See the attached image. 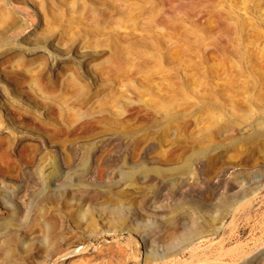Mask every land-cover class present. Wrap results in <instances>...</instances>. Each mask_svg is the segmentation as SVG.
Returning a JSON list of instances; mask_svg holds the SVG:
<instances>
[{
  "label": "rangeland",
  "instance_id": "obj_1",
  "mask_svg": "<svg viewBox=\"0 0 264 264\" xmlns=\"http://www.w3.org/2000/svg\"><path fill=\"white\" fill-rule=\"evenodd\" d=\"M129 1L0 0V264H264V101L234 114L214 76L216 18L232 27L230 6L249 1ZM183 4L217 16L195 27Z\"/></svg>",
  "mask_w": 264,
  "mask_h": 264
},
{
  "label": "bare ground",
  "instance_id": "obj_2",
  "mask_svg": "<svg viewBox=\"0 0 264 264\" xmlns=\"http://www.w3.org/2000/svg\"><path fill=\"white\" fill-rule=\"evenodd\" d=\"M120 1H125V2H127L128 3V1L129 0H120ZM130 1H134V3L132 4V5H134V4H136L135 6H137V5H139L138 3L139 2H141V1H144V0H130ZM129 1V2H130ZM219 1V0H218ZM234 0H232V2H233ZM242 1V0H241ZM245 1V0H244ZM249 1V6H248V8L247 7H245L244 5H238V4H240V3H242V2H240V3H237L236 4V2H235V4L234 5H231L230 7V9H231V13H232V17L233 18H231V19H234V24H233V26L230 28L229 27V24H228V22H226L227 24H228V27H227V25H225V22H224V18L222 17V15H219V16H221V17H218L217 15H211V13H210V11L209 10H211L212 9V7H211V9H210V6L211 5H214V7H215V5H216V2L217 1H215V0H192V2H190L189 4L192 6V7H194V8H196V7H198L199 5H201V6H203L205 3H210L209 5H207L206 4V6L209 8V14H207L208 13V11H206V13H205V11L203 12V14L205 13V14H207V15H209L208 17H210V16H217V18H216V21H215V23H217V25H216V29L219 31V34H217L218 35V39H219V43L218 44H220V50H218V51H220V55L217 53V56L219 57H217V65L218 66H216V67H218V70L216 69V71H214L215 72V74H217V75H214L215 77H216V79H217V81H215L216 83L218 82V84H219V87H216V88H219L217 91H218V97H219V99H220V101H221V103L220 104H222V105H224V107L225 106H227L226 107V109L228 110L229 108L228 107H230L231 109L230 110H233V112H234V114L236 113L235 111L236 110H238V104H240L239 105V108H240V106H243V104H244V106L245 105H247V104H245L246 102H248L247 101V99H248V95L250 94V93H255V97H257V98H261V99H263L262 100V102L264 101V0H248ZM220 2V1H219ZM222 2V1H221ZM239 2V1H238ZM152 3H153V0H152ZM231 3V2H230ZM244 3H246V2H244ZM243 3V4H244ZM120 5H122L123 4V2H121V3H119ZM125 4V3H124ZM218 4H220V6H221V3H218ZM217 4V6L219 7H216L217 9H220L221 11H222V9L220 8V6ZM81 6H82V4H80ZM130 5V4H129ZM132 5H130V6H132ZM184 5V4H183ZM183 5H181V6H183ZM126 6V5H125ZM152 6V5H151ZM191 6L190 7H186L185 5H184V8H182V10H184L183 11V14H180V15H183L182 17H184V14L187 16V17H190V19H191V17H192V19H193V21L191 22V23H194L195 24V27L196 26H200V24L202 23V21H201V19L202 18H204L203 17V14H201L202 15V18H199V17H197L196 15L197 14H195V10H193L194 8H191ZM142 6L140 5L138 8H141ZM179 7V6H178ZM200 7V6H199ZM127 8V7H126ZM150 8V7H149ZM148 8V9H149ZM216 9V10H217ZM74 12H76L80 17L82 16V17H84L85 15H86V11H85V7L84 6H82V7H80V6H75V8H74ZM179 10V9H178ZM206 10V9H205ZM213 10V9H212ZM216 10H213V12H215ZM125 11V10H124ZM150 11V10H149ZM123 12V11H122ZM179 12H180V10H179ZM202 12V11H201ZM212 12V13H213ZM224 12H226V11H224ZM121 13V12H120ZM127 14L129 13L130 14V11H128V12H126ZM145 13V11H144V9L143 8H141V10H140V15L142 16L143 14ZM177 13V11L174 13V14H176ZM217 13H219L218 11H217ZM217 13H215V14H217ZM221 13V12H220ZM222 13H223V11H222ZM230 13V12H229ZM231 13H230V15L228 14V12H226L225 14L227 15H229V16H231ZM88 14H91V12H89ZM118 14H119V10H118ZM177 14H179V13H177ZM176 14V15H177ZM200 13H198V15H199ZM92 15V14H91ZM91 15H89V16H91ZM131 15V14H130ZM129 15V16H130ZM139 15V16H140ZM180 15H179V18H180ZM224 16V15H223ZM87 17V16H86ZM132 17V16H131ZM177 18L178 16H174V18ZM181 17V18H182ZM225 17V16H224ZM91 18V17H90ZM173 18V17H172ZM185 18V17H184ZM214 18V17H213ZM223 18V19H222ZM80 19V18H79ZM78 19V21H80ZM88 19V18H87ZM94 20H95V18H93ZM130 19V18H129ZM168 19H170V18H168ZM189 19V18H188ZM228 19H230L229 17H228ZM227 19V20H228ZM226 20V21H227ZM81 21H83V20H81ZM130 21H131V19H130ZM172 21V20H171ZM133 22V21H132ZM153 25H155L154 27H164V29L166 28V29H169V30H171V31H178L180 28H182V27H179V29H177V27L175 26L176 25V23H175V25L173 24V23H171L170 21L168 22V20L167 19H163L162 17H159V18H157V19H154L153 21ZM173 22V21H172ZM175 22V21H174ZM179 22V21H178ZM134 23V22H133ZM179 23H181V22H179ZM183 23V22H182ZM181 23V24H182ZM204 23H205V20H204ZM208 23V22H207ZM178 24V23H177ZM180 24V25H181ZM193 24V25H194ZM206 24V23H205ZM143 25V24H142ZM201 25H203V24H201ZM90 26V25H89ZM92 26V25H91ZM146 26V25H145ZM147 26H149V25H147ZM178 26H179V24H178ZM182 26V25H181ZM206 26V25H205ZM94 27V26H93ZM143 27V26H142ZM141 27V28H142ZM150 27V26H149ZM208 27V26H207ZM210 27V26H209ZM96 28V27H95ZM119 30L121 27L119 26V25H115V27L113 28L114 30H112V33L114 34L115 33V31H116V33L114 34L115 36H117L120 40L118 41L119 43L117 44L116 42V44L114 45V50H115V53L116 54H119V53H121V51H122V49H123V52H125V50H124V48H121V42H124V41H126L127 39H129V36L128 35H126L125 33H124V35L122 34V33H120L121 35H119L117 32H119L117 29ZM126 28V27H125ZM136 28V27H135ZM140 28V27H139ZM140 28V29H141ZM144 29H145V27H143ZM147 28V27H146ZM198 28H201V27H198ZM88 30H92V33L93 32H95V30H98L99 29V27H97L96 29H93V28H87ZM148 29V28H147ZM153 29V28H152ZM183 29V28H182ZM202 29H204V28H201V30ZM149 30V29H148ZM151 30V29H150ZM200 30V29H199ZM200 30V31H201ZM205 30V29H204ZM209 30L210 29H208V32H209ZM213 30V29H212ZM206 31V30H205ZM228 32H231V34H229V36H231V38H233V43H232V48L230 47V49H228V46H227V44H228V42H230V41H226V37L228 36ZM96 33V32H95ZM218 33V32H217ZM94 34V33H93ZM181 34H182V36H183V38H185V40L186 41H188V38L189 39H192V37H191V34H192V32H189L188 30H182V32H181ZM206 34V33H205ZM226 34H227V36H226ZM216 35V36H217ZM233 36V37H232ZM191 37V38H190ZM198 38V37H197ZM230 39V38H229ZM132 41V40H131ZM130 41V42H131ZM201 41H203L202 39H198V44L200 45L201 44ZM114 43V42H113ZM112 43V44H113ZM124 43H126V42H124ZM123 43V44H124ZM127 44V43H126ZM134 44V43H133ZM204 44V43H203ZM230 44V43H229ZM131 45V44H130ZM205 45V44H204ZM123 46H125V45H123ZM122 46V47H123ZM127 47H128V45H126ZM131 47H132V45H131ZM134 47V46H133ZM201 47H202V45H201ZM181 47H179V49H180ZM130 50H132L131 48H129ZM128 49V50H129ZM133 50H135V47H134V49ZM182 50V49H181ZM180 50V51H181ZM189 50V49H188ZM204 50V49H203ZM183 51H185L186 53L188 52L187 50H185V48H184V50ZM199 51V50H198ZM217 51V50H216ZM217 51V52H218ZM126 53V52H125ZM180 53V52H179ZM232 55L234 58L232 59V58H230V59H228V55ZM122 55H124V54H122ZM201 56V55H200ZM208 56V55H207ZM208 58V57H207ZM206 58V59H207ZM107 59V58H106ZM125 59V58H124ZM125 69V68H124ZM125 71H127V70H124L122 73H124ZM217 72V73H216ZM119 73V72H118ZM126 73V72H125ZM213 73V72H212ZM211 73V74H212ZM209 76H211V75H209ZM212 79H213V76H212ZM211 79V80H212ZM215 79V78H214ZM210 80V82H212V81H214V80H212L211 81ZM249 82H252L251 83V85L249 84ZM218 84H216V85H218ZM209 92H210V90H208ZM208 92V93H209ZM173 93V92H172ZM172 93L170 94L171 96H168L171 100H169V101H166V102H164V103H162V104H160V105H157V106H159V108L160 109H162L163 111H165V112H167V111H169L170 110V107H172L171 105H173L172 103L176 100V99H178V98H176L175 99V95H178L177 94V92H174L173 94L174 95H172ZM216 93V92H215ZM205 94V93H204ZM210 94H211V92H210ZM209 94V95H210ZM206 95L207 96H209L208 94H207V92H206ZM253 95V94H252ZM251 95V96H252ZM217 96V95H216ZM250 96V97H251ZM212 97V94H211V96H210V98ZM256 98V99H257ZM205 99H207V98H205ZM250 99V98H249ZM255 99V98H254ZM261 99H258L259 101L261 100ZM208 100V99H207ZM253 101V103L252 104H254V100H252ZM257 102V101H256ZM261 102V101H260ZM258 103V102H257ZM256 103V104H257ZM264 104V103H263ZM222 105H220V106H222ZM208 106V105H207ZM251 106V105H250ZM250 106H247V108L249 107V108H251ZM255 107H256V105H255ZM244 108H246V107H244ZM246 108V109H247ZM259 108V107H258ZM258 108H256V109H258ZM241 109L243 110V107H241ZM245 109V110H246ZM260 109H262V108H260ZM207 110V109H206ZM212 109L210 108V111H211ZM204 111H205V109H204ZM239 111H240V109H239ZM260 111V110H259ZM206 112V111H205ZM233 112H232V114H233ZM254 112H256V111H254ZM261 112H262V110H261ZM207 113V112H206ZM208 113H210L209 112V110H208ZM233 114V116H235ZM236 114H238V113H236ZM237 116V115H236ZM238 116H240V112H239V115ZM242 116V115H241ZM228 117V116H227ZM249 117H252V116H249ZM242 118L244 119L245 118V116H242ZM222 119V118H221ZM246 119V118H245ZM248 119V118H247ZM250 119V118H249ZM229 120V119H228ZM228 120H226V121H228ZM251 120H253V119H251ZM246 121V120H245ZM258 122V121H257ZM260 122H261V120H260ZM264 122V121H263ZM264 124V123H263ZM263 127V126H262ZM258 131H259V129H258ZM258 131H255V132H258ZM260 133H262V132H260ZM262 135V134H261ZM253 136V135H252ZM255 136H257V135H255ZM258 136H259V134H258ZM194 153V152H193ZM193 153H191V154H193ZM194 156H201V153L200 152H197V153H195L194 155H190V158L188 157V160L184 163V165L183 166H181L180 167V169L179 170H181L182 172H184L185 174L186 173H189L190 171H191V163H192V161H193V157ZM203 156H205V154L203 155ZM194 158H196V157H194ZM202 158V157H201ZM199 159V158H198ZM141 168H144L143 166L141 167ZM146 169V167L144 168V170ZM143 170V171H144ZM146 170H148V169H146ZM145 170V171H146ZM154 170V169H153ZM142 171V172H143ZM144 171V172H145ZM152 170H150V172H151ZM128 172V171H127ZM130 172V171H129ZM128 172V174L127 175H125L126 176V178H128V179H130L131 178V172L129 173ZM154 173L156 174V176H162V175H167L168 173H169V170H166V169H161V168H157L156 170H154ZM133 174V173H132ZM152 174H153V172H152ZM188 175V174H187ZM133 177V176H132ZM60 189H63L60 185H59V187H58V191L60 190ZM77 189H81V186L80 185H77ZM247 193V192H246ZM239 196V195H238ZM237 196V197H238ZM237 199H239L240 200V197L239 198H237ZM235 200V199H234ZM221 201V200H220ZM223 201H225V200H223ZM223 201H221V202H223ZM227 202H228V200H226ZM236 202V201H235ZM238 202V201H237ZM219 203V202H218ZM232 204H233V202H231ZM232 204H230V205H225V208H224V211L223 210H221V211H223L222 212V216H224V215H228V214H230L232 211H233V209H234V204L232 205ZM238 204V203H237ZM217 205V204H216ZM219 209H222V207L221 208H219ZM241 209H243V208H241ZM239 209H236V211H238ZM235 211V212H236ZM221 213V212H220ZM236 213H238V212H236ZM232 214V213H231ZM235 214V213H234ZM219 217H220V215H219ZM234 217H235V215H234ZM224 218H225V216H224ZM227 218V217H226ZM214 225V224H213ZM222 225V224H221ZM220 225V229H221V226ZM216 227H217V229H218V226L216 225ZM223 227H225V225L223 226ZM233 227V226H232ZM225 230V229H224ZM198 232H201V231H198ZM195 232H193V231H191V230H189L187 233H186V238H185V240L188 242L189 240H192V239H194L195 237L194 236H196V234H194ZM199 235H202V233H199ZM138 237L140 238V240H141V242H142V244L144 245V246H149V247H151V248H153V247H155V246H162V242H160V241H156V240H153V239H151V238H147V237H145V235H139L138 234ZM194 237V238H193ZM198 238V237H197ZM186 242V243H187ZM189 243V242H188ZM193 243V242H192ZM191 243V244H192ZM187 245H189V244H187ZM183 246H184V244H183ZM186 247V246H185ZM184 247V248H185ZM71 255H77V254H79V250H78V244H75V247H74V250L70 253ZM193 254H195V253H192L191 255H193ZM194 256V255H193ZM156 259H158V260H161L162 259V256H160V257H156Z\"/></svg>",
  "mask_w": 264,
  "mask_h": 264
}]
</instances>
